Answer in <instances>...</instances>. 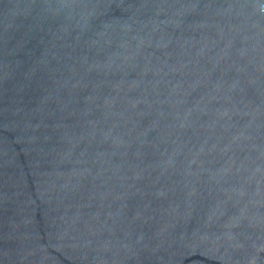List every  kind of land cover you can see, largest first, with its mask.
<instances>
[{
    "label": "water",
    "instance_id": "1",
    "mask_svg": "<svg viewBox=\"0 0 264 264\" xmlns=\"http://www.w3.org/2000/svg\"><path fill=\"white\" fill-rule=\"evenodd\" d=\"M0 264H264V0H0Z\"/></svg>",
    "mask_w": 264,
    "mask_h": 264
}]
</instances>
